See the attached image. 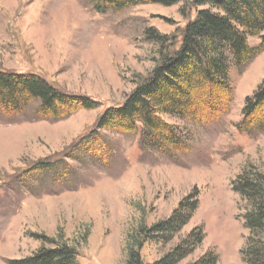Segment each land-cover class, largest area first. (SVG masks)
<instances>
[{"label":"rangeland","instance_id":"374dc122","mask_svg":"<svg viewBox=\"0 0 264 264\" xmlns=\"http://www.w3.org/2000/svg\"><path fill=\"white\" fill-rule=\"evenodd\" d=\"M94 6L93 0H0V71L35 73L99 103L60 121L0 110V264L29 256L45 238L73 245L78 264H126L128 235L168 218L194 189L199 204L189 222L168 242L144 243L142 263L159 260L199 226L202 243L177 264L209 250L219 264H244V203L231 182L247 164L264 161V132L237 128L246 97L264 79V50L240 69L230 62L233 100L219 121L163 116L186 139L185 152L169 157L141 147L139 132L102 131L99 142L109 151L96 159L86 150L92 143L81 139L158 59L159 46L144 31L154 27L178 47L185 25L208 6L194 0L104 12ZM263 35L247 36L248 45L259 46ZM41 161L60 165L32 171Z\"/></svg>","mask_w":264,"mask_h":264},{"label":"trees","instance_id":"16d2710c","mask_svg":"<svg viewBox=\"0 0 264 264\" xmlns=\"http://www.w3.org/2000/svg\"><path fill=\"white\" fill-rule=\"evenodd\" d=\"M95 9L120 11L140 4L171 6L184 0H93ZM208 7L199 9L180 33L176 47L170 37L154 27L144 31L147 41L159 46L158 59L149 73L117 107L106 108L81 143L89 155L100 158L109 148L100 143V132L137 133L143 148L174 154L188 150L186 139L163 116L198 124L219 121L228 113L233 88L228 69L246 66L264 50V35L257 47L248 45L247 36L264 31V0H194ZM99 103L84 95L68 93L35 73L0 71V110L12 117L32 112L33 120L60 121L77 110H93ZM237 128L251 135L264 132V79L246 97ZM81 144V145H82ZM76 149V148H75ZM74 149V150H75ZM94 150V154L91 151ZM60 163L38 162L32 171L46 172ZM232 191L244 203L242 220L248 230L240 251L244 264H264V161L247 164L231 182ZM194 189L179 201L171 215L149 227L139 226L126 239V264H143L140 247L151 240L168 242L189 222L198 208ZM202 227H194L167 254L152 264H177L203 241ZM7 264H78L76 248L62 239H47L32 254L11 259ZM189 264H219L214 250L206 251Z\"/></svg>","mask_w":264,"mask_h":264}]
</instances>
